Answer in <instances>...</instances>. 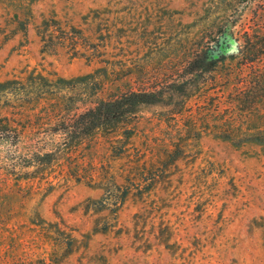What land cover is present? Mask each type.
<instances>
[{
    "label": "rangeland",
    "instance_id": "1",
    "mask_svg": "<svg viewBox=\"0 0 264 264\" xmlns=\"http://www.w3.org/2000/svg\"><path fill=\"white\" fill-rule=\"evenodd\" d=\"M52 18L81 32L90 59L65 47L40 52L42 22ZM250 18L249 9L209 13L205 0H0V81L34 67L71 80L108 66L97 97L162 96L116 132L73 144L48 116L95 96L63 90L35 106L0 99V262L264 264V145L207 132L205 114L227 111L209 100L222 85L210 83L222 64L210 60L217 37L224 32L219 56L235 62ZM193 62L195 92L185 85ZM39 151L51 161L37 163Z\"/></svg>",
    "mask_w": 264,
    "mask_h": 264
},
{
    "label": "trees",
    "instance_id": "2",
    "mask_svg": "<svg viewBox=\"0 0 264 264\" xmlns=\"http://www.w3.org/2000/svg\"><path fill=\"white\" fill-rule=\"evenodd\" d=\"M205 4L209 13L214 10L228 12L229 15L230 12L244 13L249 9L253 24L251 31L242 30L237 38L239 41L237 55L230 56L231 59L237 57L235 62L225 63V58L219 56L220 51L214 54V51L219 49V37L224 35V32L217 37L216 49L212 52L210 60L216 64L221 61L222 64L215 66L217 68H214L211 74L213 82L210 81V83L220 82L222 85L218 86L219 89L214 92L216 98L212 99L214 98L212 97L209 100H211L210 104L214 103L217 107L227 103V106L223 108L227 111L226 113L218 109L213 110L215 113L206 111L205 114L212 117L210 122L207 120L210 127L206 131L237 144L250 141L264 145V0H205ZM49 20L42 22L43 30L39 31L41 53L52 54L58 47H65L72 56H85L90 59L92 54L88 52L89 49L81 50L79 39H82V35L79 30L74 27L62 28L57 20L53 18ZM223 29L227 30L225 27ZM193 67H197L194 62L188 68L187 73L190 78L185 80V85L190 91L195 92L199 89L201 82L194 78ZM107 73L108 66H104L75 79L53 80L38 71L36 67L30 70L25 69L19 75L0 81V99L2 97L22 98L24 102L35 106L45 96H58L63 90L81 89L90 99L95 96L93 101L90 100L91 106H84L80 110L78 106L61 107V109L59 106L58 112L48 116L59 122L61 128L58 130L61 131L63 138L70 140V144H73L94 132H116L119 126L126 125L128 119L135 115L138 105L162 99L155 90L129 94L121 92L112 97H97L98 93L103 92L107 83L105 82ZM203 82L205 87L207 81ZM175 85L181 90L182 87H179L181 84ZM224 93L227 95L223 97ZM181 100V97L178 98L177 103ZM251 114H256L257 120L249 127L242 128L235 125L237 121L245 120ZM2 123L3 118H0V127ZM124 131L129 132L128 129ZM50 153L39 151L33 158L37 160V163L42 164L51 161L46 159Z\"/></svg>",
    "mask_w": 264,
    "mask_h": 264
},
{
    "label": "water",
    "instance_id": "3",
    "mask_svg": "<svg viewBox=\"0 0 264 264\" xmlns=\"http://www.w3.org/2000/svg\"><path fill=\"white\" fill-rule=\"evenodd\" d=\"M224 40H225V36L224 35H221L219 37V44H222L224 42ZM218 52H219V49L218 50H215L214 51V54H217Z\"/></svg>",
    "mask_w": 264,
    "mask_h": 264
}]
</instances>
